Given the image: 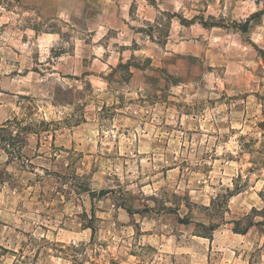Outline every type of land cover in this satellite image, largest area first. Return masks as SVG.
Returning a JSON list of instances; mask_svg holds the SVG:
<instances>
[{"label": "rangeland", "instance_id": "rangeland-1", "mask_svg": "<svg viewBox=\"0 0 264 264\" xmlns=\"http://www.w3.org/2000/svg\"><path fill=\"white\" fill-rule=\"evenodd\" d=\"M15 116L0 264H264V0H0Z\"/></svg>", "mask_w": 264, "mask_h": 264}, {"label": "trees", "instance_id": "trees-1", "mask_svg": "<svg viewBox=\"0 0 264 264\" xmlns=\"http://www.w3.org/2000/svg\"><path fill=\"white\" fill-rule=\"evenodd\" d=\"M119 67L126 68L129 71V65L126 64H118ZM129 73V72H128ZM71 90L69 88L59 89V92L63 94L69 93ZM55 98V96H53ZM56 99V98H55ZM59 100L63 98H58ZM69 103V102H66ZM70 104V103H69ZM26 109V107H25ZM47 125V122L41 120H36L34 118H18L13 117L5 120L0 124V150H2L5 154H7L8 158H22L23 157V148L27 143L29 134H39L41 131V125ZM264 128V124H263ZM2 183V181H0ZM100 193H103L101 191ZM123 207V206H122ZM127 212H130L127 208L123 207ZM188 223V221H184ZM215 225H210L208 227L209 230H214Z\"/></svg>", "mask_w": 264, "mask_h": 264}]
</instances>
